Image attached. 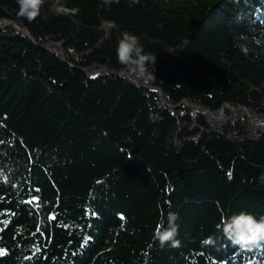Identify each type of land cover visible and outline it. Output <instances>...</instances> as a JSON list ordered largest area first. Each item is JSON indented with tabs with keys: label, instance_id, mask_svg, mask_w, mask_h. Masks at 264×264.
<instances>
[{
	"label": "trees",
	"instance_id": "trees-1",
	"mask_svg": "<svg viewBox=\"0 0 264 264\" xmlns=\"http://www.w3.org/2000/svg\"><path fill=\"white\" fill-rule=\"evenodd\" d=\"M52 3L0 0V264H264L216 228L264 215V0ZM124 32L155 80L118 63Z\"/></svg>",
	"mask_w": 264,
	"mask_h": 264
},
{
	"label": "clouds",
	"instance_id": "clouds-1",
	"mask_svg": "<svg viewBox=\"0 0 264 264\" xmlns=\"http://www.w3.org/2000/svg\"><path fill=\"white\" fill-rule=\"evenodd\" d=\"M18 5V14L29 22L39 17L41 9L46 0H16ZM120 0H104L106 5L119 3ZM140 0H129V6L138 4ZM51 11L56 15L78 14L79 9L69 8L61 3V0H53ZM102 27L115 28L112 21H102ZM258 45L260 40L255 41ZM116 56L118 63L127 70V74L133 78L151 77L155 80L153 71L149 70V65H154L156 56L146 53L140 42V38L129 32L121 35L116 47ZM257 124L264 127V120ZM259 182L264 184V173L259 176ZM177 216L175 213H168L166 226L158 224L154 236L161 246L167 243L176 244L175 237L179 226L175 223ZM216 228L229 240L234 246L241 249L252 250L264 244V215L257 218L251 213L240 211L231 216H221L220 223Z\"/></svg>",
	"mask_w": 264,
	"mask_h": 264
},
{
	"label": "rangeland",
	"instance_id": "rangeland-1",
	"mask_svg": "<svg viewBox=\"0 0 264 264\" xmlns=\"http://www.w3.org/2000/svg\"><path fill=\"white\" fill-rule=\"evenodd\" d=\"M220 119H221L222 122H226V119H225V117L223 116V113L221 114Z\"/></svg>",
	"mask_w": 264,
	"mask_h": 264
},
{
	"label": "snow or ice",
	"instance_id": "snow-or-ice-1",
	"mask_svg": "<svg viewBox=\"0 0 264 264\" xmlns=\"http://www.w3.org/2000/svg\"><path fill=\"white\" fill-rule=\"evenodd\" d=\"M33 199H35V197ZM28 203H31V201H29ZM2 255H4V253L0 252V256H2Z\"/></svg>",
	"mask_w": 264,
	"mask_h": 264
}]
</instances>
